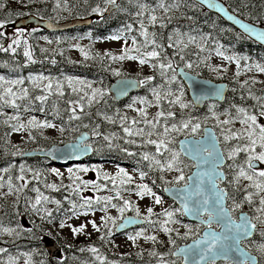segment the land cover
Returning a JSON list of instances; mask_svg holds the SVG:
<instances>
[{
  "label": "rangeland",
  "instance_id": "1",
  "mask_svg": "<svg viewBox=\"0 0 264 264\" xmlns=\"http://www.w3.org/2000/svg\"><path fill=\"white\" fill-rule=\"evenodd\" d=\"M9 1L18 6L25 4V0ZM118 1L120 0H116V4H118ZM124 1L125 4L122 8L118 9L117 7V9L112 12L118 10L122 14L127 15V17L132 20L129 25L130 27L127 26L125 29L118 28V30L114 31L112 35L104 39L92 40L87 35L78 37L70 35L75 33L69 32L52 33L49 35L45 34V31L42 28H15L14 24H11L6 28V30L12 35H15L19 32L29 31L30 29L31 31L35 32L33 35L35 45L40 46L48 51L53 49L54 42H59L62 40L68 41L70 45L68 50L69 58L76 63L84 61L87 65L95 67L101 65V60L99 59L100 56L108 55L109 63H111L110 73L114 79L120 76H132L139 79L141 83V81H146V78L149 76H157L162 78V83H158V85L154 88H148V85L155 78H153L151 81L141 83L142 91H140V93L138 92L131 95L121 104L122 106L117 109L118 115L120 116L118 125L122 132L123 126H130L132 120L143 119V117H141L137 111L138 109H146L147 119L149 120L153 119L156 114L161 111L167 115L169 111L189 112L191 109H194L188 97L187 90L180 81L176 72L174 73L175 81H171L173 72L169 70L166 76H161L160 70L158 68L152 67V64L156 63L155 60H150L148 63L141 65L139 63V59L119 60L112 58L122 55L126 49H133V51L130 52V55H137L136 51L134 50L136 47H140L141 53L151 50L150 46L148 48L142 47L145 38L140 34L141 22L144 23L149 33L156 34L157 43L164 46V51L167 54V57L172 60V62L174 58L177 57L176 52L179 51L180 48H183L185 52H189L194 49L199 52L200 55L196 56L192 54L189 61L183 62V68L195 74H197L200 70H206L208 77L217 81H221V79L224 78L223 81L234 82L237 79L238 83L242 84L247 80H250L253 82L256 88L264 86V71H260L257 68V66H259V68H264L263 59L250 56L246 59L245 66L241 71H239V62L233 50L229 47H222V45L216 43L214 45L215 50L209 51V47L207 45V36L204 34L196 35L191 32L182 33L179 29L169 30L164 42H161L160 34L153 31L152 27L154 26L149 24L148 16L151 14V10L155 9L154 14L158 18H161L162 21H166L170 17L171 12L173 13V6L169 5L171 10L165 12L158 6L159 4H139L135 5L136 11L131 14L129 13L130 8L133 7L131 2H135L137 0ZM109 5L111 4L104 2V5L100 7L102 11L94 12L92 18H100L106 12L104 9H107ZM141 5L148 6V11H146L144 15L138 17L137 12L141 11ZM64 8V6L62 7L58 3L55 5L56 11L67 14V11L64 10ZM50 19L56 21V17H50ZM156 25H161V23L158 21ZM113 36H118L120 38L111 39ZM170 36L177 41V48L168 47V44L170 43ZM133 38L136 39L135 45L133 44ZM192 38H195L194 41ZM184 45L187 46L185 47ZM218 53H222V55ZM225 57H232L233 59H225ZM179 58L181 59V56ZM187 63H191L192 67L187 68L185 66ZM177 67L178 66L173 65L175 70ZM0 76L4 77V81H0V84H3L5 88L12 86L7 84V81L16 80L3 74H0ZM39 76H42L45 79L36 82L30 80L33 90L40 89L42 91H46L45 85L51 82L53 84L52 90L56 92V84L59 83L60 89L63 88V90H67L69 94H73L80 99V97L83 96L85 92H87L90 96L93 89H100L104 93V96L102 99H100L99 96L97 97L99 102L106 99L107 97L110 99L108 94V86L110 85L111 81L114 80L110 79L109 84L104 91L101 79L86 78L71 74L63 76L61 79L51 75ZM77 81H82L83 83H76ZM89 85H91V87H88ZM12 87L13 91L17 92L14 86ZM73 89H76V91H73ZM154 90L161 93L162 98L160 101L156 100ZM169 91L172 93V95L164 97L163 94ZM177 97H180V100L184 104L188 105V107L181 108L179 103H171V101L175 100ZM85 100L87 101V98H85ZM141 101H147V103H142ZM260 106L261 107L253 112L254 114L252 115H256L257 123L261 126H264V115H261V112L264 111V107H262L264 106V102H261ZM74 107L77 106L74 104ZM0 108H3V112L11 120H14V126H18L19 123H23L26 126L25 129L20 131H14L13 126L12 132L8 136L9 143L13 145L20 146L25 150H40L36 147L37 136L45 138L51 144L62 143L74 139V137L70 135L71 131L68 133L65 131L61 132L60 129L63 127H60L53 121H47L48 123L55 125V127L51 128L36 127L28 124V122L33 118H35V120L40 124H43L45 119L41 115L24 113L22 116H19L17 113L12 111L15 107L7 104L5 106L0 104ZM22 110L26 111V107ZM32 110L30 112H34L35 109L32 107ZM203 115L204 116L200 118V120L203 121L202 127L210 126L215 130V132V128H218L219 132H216L217 137L219 136L222 139L226 132L222 133L221 127L224 129L231 128L235 131H239L243 128V125L237 118L238 111L235 114L229 111L218 112L209 105ZM216 116L219 117V120H225L231 117L233 123L226 126H218ZM12 117H19V120L12 119ZM122 117H127V120L122 122ZM114 121L115 120L111 118V120L107 121V123L112 124ZM168 122H170L169 117H167V120H165L163 117L160 118L161 125L167 123L170 126L171 123ZM193 122H195V120H193ZM138 126L144 127L143 124ZM71 130L76 133V130H74L73 127ZM97 131L101 133V129H97ZM160 131H162V127H160ZM31 132L35 133V137L32 136ZM94 133L95 132H90L91 139L89 141V145L95 147V144H101L105 142L103 136H98ZM118 134L119 133H117V135ZM123 135L124 137L122 142H126L129 139H134L138 145H144V143H142L141 137H127L124 132ZM173 135L175 136V140L171 144V147L176 152H179L177 148V142L179 139L192 136L187 130L181 133H174ZM106 143L109 142L106 141ZM150 147L151 151H153V155H156L155 147L153 145H150ZM223 151L225 154L228 153L225 149H223ZM259 151L260 149L257 148V152ZM242 155L244 163L246 154L242 152ZM157 158L159 159L160 157L157 155ZM228 160L229 159H227V161ZM5 161L9 165L17 164L18 167L23 169V172L17 176V182L19 185H14L11 182L10 192L8 183L9 179L6 176L7 171H5L8 166L2 165V167H0V178H2L0 179V183L3 185L0 187V210L3 209L4 206L8 207L10 210H15L17 207H20L27 214H23L21 217L23 225H28L32 220H37L41 223L43 222L49 231V233L45 234L41 238L42 246L36 247L34 251H37L38 249L46 250L53 241H55L56 245H59L55 239L56 235L58 239L63 240V245L71 246L78 244H90L91 242L101 243L102 249L111 251L117 255L133 254L135 256V260L137 262H141L140 264H173V261L180 262V260L173 259L171 258V254H167L168 250L173 251L175 249L173 247L174 243L172 240L177 236H180L190 241L199 236L200 232L203 230V226L201 225L192 224L186 220H182L184 217L181 210L178 207L173 206L172 202H170L162 193L158 192L154 188L156 185V178L153 175H151L150 178V174L146 173V175L141 178L140 171L133 167L127 166L126 163L120 164L110 160L108 161L106 159L93 160L91 158L82 164H73L59 167L55 166L53 163H50L48 160H43V162L46 164L44 168L32 169L24 160H17L15 157H6ZM257 163L258 167L256 170H264V163ZM181 167H183L184 175L187 177V175L193 169V164L191 163L190 168L188 169L187 165L182 161ZM149 168L152 170L156 169L159 172L160 175L157 178L160 179V182H164L165 186H163V188L167 186L182 185L186 182L185 180L176 183L175 177L179 175V173L175 171H160V169L152 165V163L150 164ZM70 169L71 171H69ZM83 169H87V171H84ZM120 169H123L128 174V176L132 177L131 182L121 183V181L126 180V178L120 174ZM21 176H23V180L19 179ZM226 176L228 179L225 182V187L228 191H234L236 193L241 191L245 192L244 195L238 197L239 199L230 200V205L228 207L230 213L236 217L239 212L247 211L252 215V218L255 217L257 215L256 208L258 207L259 196H254L253 199L255 203L252 205L244 202V197L246 196L247 192L255 191V189L249 187L250 181L242 178L239 181V185L237 186L234 182L235 170L231 171V174H226ZM113 178L115 179V183H113ZM25 184L26 186H24ZM53 184L56 185V189L49 187ZM27 185H29V189L32 190L31 196H26L24 193ZM93 185H96L97 187H93ZM138 185H147L156 196L161 198V203L156 204L152 195H145L143 197L139 196L137 194L139 191L137 187ZM34 189H39V192L35 191ZM38 195L47 196L49 198L48 201L42 200L41 204L37 205V208L40 209L39 212L34 210L32 207ZM109 196L113 197L111 204H115L117 207H111V204H107V211H104L103 209L105 208L106 204L101 198ZM86 198H91V207H81V205L84 204ZM98 200L99 203H97ZM124 200L130 201V207L121 214L119 212V208L123 206ZM56 201H59V204H57ZM234 202L242 203L243 206L237 209L234 207ZM73 205L76 207L73 208ZM149 208L152 209L151 215H149L147 211ZM165 210L172 211L174 213L171 220L163 215ZM47 212H51L52 215L48 216ZM127 215L145 219L146 224L140 228L131 229L121 234H115V227L121 221V219ZM107 217H112L113 219L107 220ZM166 220H168V223L164 224L163 222ZM93 222L98 227H100V231H97L92 226ZM62 223L65 225L64 227H61ZM82 225L84 226L83 232L74 233L72 231L73 228H79ZM257 225L260 224L257 222ZM163 227H168L173 231L166 233L163 231ZM4 229L6 228H0V238L7 239L10 234L5 232ZM189 229H191V231H189ZM137 233L141 234L137 236ZM130 236H134L136 239H129ZM151 236H155L156 240L153 241L151 239H146V237ZM101 237H103V239H101ZM246 247L249 251L254 253L258 259L261 257L262 264H264V243L256 242L252 246L247 244ZM90 248L93 247L79 249L83 250ZM66 253L67 251L64 248H60L59 246L58 250L51 258L58 260L63 257L64 259ZM151 253H156L157 255H151ZM94 255L98 261H102L104 258V255L100 254L98 250L94 253ZM26 256L29 257V260L15 261V264H39L38 261L30 260V255L27 254ZM112 264L124 263L115 262Z\"/></svg>",
  "mask_w": 264,
  "mask_h": 264
},
{
  "label": "trees",
  "instance_id": "2",
  "mask_svg": "<svg viewBox=\"0 0 264 264\" xmlns=\"http://www.w3.org/2000/svg\"><path fill=\"white\" fill-rule=\"evenodd\" d=\"M222 1L241 17L264 27V0ZM104 2H106V0H25L24 5L18 6L14 5L9 0H0V5H3L0 7V22H3V27L0 28V32H6L0 37V45H3V47L6 48L12 43L13 39H18L20 41L18 45H13V47L16 48L15 53L11 51H0V74L13 79H24L22 85L14 86L18 93L22 88L28 89V97L17 100L16 103L19 107H15L12 110L13 112L17 113L19 116H22L24 113L41 115L44 117L45 121H53L60 127H63L65 132L68 133L71 131L70 135L72 137H75L77 133L79 134L80 132H96L97 129H101V136L108 135L113 137V134H115L113 139H111V146H109V143H106V141L101 144H95V147L93 146L94 153L92 159H106L120 164L126 163L127 166L133 167L140 172L149 173L150 178L151 175L156 178V185L154 188L162 193V188L165 185L164 182H160V179L157 178L160 175L159 172L156 169H150L151 162L145 161L142 158L143 153L147 152L153 154L150 145L144 144L140 146L137 142H122L124 135L118 125L120 116L117 112V109L122 106V103H114L107 97L99 103H93L89 106L87 101L83 100L81 103L84 105V112L81 113L79 108H77L76 112V114L80 116V119H70L72 116L71 109L74 107V103L70 102L79 100L77 96L69 94L67 90H63L62 96L53 90L52 94L40 89L33 90L30 79H28L30 76L37 75H51L58 79H60L62 73L63 76H67L68 74L78 75L86 78L101 79L103 83L102 87L105 91L110 79H113L112 74L110 73L111 63H109V56H100L99 59L101 60V65L95 67L87 65L84 61L76 63L69 59L68 50L70 45L68 41L54 42V48L50 51H46L41 50L35 45L33 40L35 32L30 29L29 31L22 32L23 35H19L21 32L12 35L6 30V28L13 24L17 19L29 15H35L41 19L55 16L57 22L66 21L67 18V20L91 18L92 22L89 26L71 29L67 32L75 33L70 35L78 37L87 35L92 40L104 39L112 35L114 31L118 30V28H127L132 21L127 15L122 14L118 10L111 12L110 14L104 13L100 18H92L94 13L93 9L102 7ZM56 3L62 7L64 6V10L67 11V14L56 11ZM148 3L158 5L160 0H137L131 2L133 7L130 8L129 13L133 14L136 11L135 5ZM164 3L173 6V13L171 12L170 17L166 21H162L165 26L162 27L161 25H156L152 27L154 32L160 34L161 42H164L169 30L179 29L182 33L191 32L196 35H206L209 51L215 50L214 45L216 43H219L222 47L231 48L238 59L239 71L245 66L246 59L250 56L264 60L263 48L257 46L250 39L225 24L216 15L204 11L202 7L198 6L191 0H164ZM124 4V0L118 1V9L122 8ZM48 34L51 35L50 33ZM26 48L32 53V61L34 62L29 61L28 58L25 57L24 51ZM179 53L180 54L173 60V65L175 66H182L183 62L191 59L192 54L196 56L200 55L196 49L185 52L183 48H180ZM180 56L183 57V59H180ZM197 75L209 78L206 70H200ZM154 78L155 79H153L148 85V88H154L158 83H162V78L157 76H154ZM223 80L224 78L221 79V81ZM227 82L230 89L223 103L205 104L203 108L191 109L189 112L174 111L173 113L175 115L174 117H169L170 122L168 123H176L179 125L181 121L191 118L195 120V122H200L202 127L203 121L200 120V118L204 116L203 113L209 105L218 112L229 111L234 114L237 113L239 108H244L247 113L254 114L253 112L261 107V102H264V86L256 88L250 80H247L242 84H239L237 79L234 82ZM40 95H48V99L45 102L36 100L35 97ZM0 104H2V102H0ZM2 105L5 106L6 104ZM25 107L26 111H23L22 109ZM32 107L35 109L34 112H30ZM3 110V108H0V157L2 159L0 167H2V165H7L6 176L14 185H19L17 182V176L22 174L23 170L18 167L17 164L9 165L5 161L6 157H15L17 160H24L32 169L44 168L46 164L40 158H21V154L29 150H25L20 146L9 143L8 136L12 132L14 120H11ZM105 117L113 118L115 121L112 124H108L107 121H109V119H105ZM71 126L76 130V133L71 130ZM215 129L218 133L219 129ZM117 133L119 134L117 135ZM31 134L35 137L34 132H31ZM200 134L201 128L197 133L191 135L198 136ZM36 139V147L38 149H45L51 145L50 142L41 136H37ZM218 139L221 147L227 152L238 143L236 140L225 142L219 136ZM123 149H127L128 151L125 152ZM129 152L135 153V155H129ZM182 161L189 169L191 163L184 158H182ZM234 162L237 164L243 163L242 153L235 158V161H227L224 168L226 174H231V171H234L233 168L229 167V165H232ZM29 187L30 186L27 185L24 192L26 196L32 195V190H30ZM244 193V191L237 193L234 191H228V205H230V200L239 199L238 197L244 195ZM172 205L176 206L174 203ZM23 214L27 215L20 207H17L15 210H10L8 207L4 206L3 209L0 210V228L14 230L7 239L0 238V248L7 249L5 253L0 254V260L7 262L9 256L13 257L15 261L29 260V257L26 256L28 254L30 255V260L38 261L39 264L141 263L135 260L133 254L117 255L111 251L104 250L101 248V243L91 242L90 244L71 246L63 245V240L58 239L56 235L55 239L59 244L58 246L67 251L64 259L63 257L58 260L51 258L49 252L47 253V249H38L37 251H34L36 247L42 246L41 238L49 233V231L43 222L41 223L37 220H32L30 224L23 225L21 220ZM182 220L185 221V218H182ZM172 241H174L173 247L176 248L189 240L177 236ZM256 242L264 243V230L255 233L254 237L247 244L252 246ZM86 247L96 248L100 254L104 255L103 260L98 261L90 249H79ZM171 252L172 251L168 250L167 254H171ZM258 263L262 264L261 257L258 259ZM173 264H180V262L173 261Z\"/></svg>",
  "mask_w": 264,
  "mask_h": 264
},
{
  "label": "snow or ice",
  "instance_id": "3",
  "mask_svg": "<svg viewBox=\"0 0 264 264\" xmlns=\"http://www.w3.org/2000/svg\"><path fill=\"white\" fill-rule=\"evenodd\" d=\"M108 4L115 5L116 0H106ZM209 2H212V0H209ZM3 5H0L2 7ZM161 9H163L165 12H168L171 10L169 5H166L164 3V0H160V3L158 5ZM107 9H104L106 11ZM94 12H101L102 10L97 7L93 9ZM148 11V6L146 5H141V11L137 12V16L140 17L144 15V13ZM155 9L151 10V14L148 16V21L149 24L155 26L157 22L159 21L161 23V26H165L162 22L161 18H158L155 14ZM239 23V21H237ZM3 27V22H0V28ZM130 27V26H129ZM242 27L246 28L248 31H251L250 28H248L247 25H242ZM140 29L141 32L140 34L145 38L144 43L142 47L148 48L149 46L151 47L150 51H146L141 53L140 47H136L134 50L136 51L137 55H130V52L133 51V49H126L124 53L118 57H112L113 59H119V60H124V59H130V60H137L139 59V63L141 65H144L148 63L150 60H155L156 63L152 64V67L158 68L160 70L161 76H166L169 70L173 72V75L171 76V81H175V69L173 68V62L171 59L167 57V54L164 51V46L162 44L157 43L156 39V34L155 33H149L146 26L144 25L143 22L140 23ZM4 35L3 32H0V37ZM19 35H23V33H19ZM257 35L261 38L264 39V32L262 33H257ZM120 37L118 36H113L111 39H119ZM195 38H192L194 41ZM170 43L168 44L169 48H177V41L173 39V37H169ZM20 41L18 39H13L12 43H10L6 48L3 47V45H0V51L8 52L11 51L15 53L16 48L13 47V45H18ZM133 44H136V39L133 38ZM185 47L187 45H184ZM177 55H179V51L176 52ZM222 55V53H218ZM25 57L28 58L29 61H32V53L27 50V48L24 51ZM183 59V57H181ZM225 59H233L232 57H225ZM187 68H191L192 64L187 63L185 65ZM257 68L260 71H264V68ZM119 74V73H117ZM154 77H147L146 81H151ZM28 79L36 82V81H42L45 78L42 76H36V77H28ZM0 81H4V77L0 76ZM146 81H141V83H144ZM9 85L15 86V85H22L24 83V79H16V80H11L6 82ZM71 83V82H70ZM76 83L82 84V81H77ZM4 87L3 84H0V102L2 104H7L11 105L13 107H19L17 105L16 101L20 99H24L28 97V89H20L19 94L15 91H13V87ZM39 86V85H37ZM88 87H91L89 85ZM52 89H53V84L49 82L47 85H45V90L49 93L52 94ZM73 91H76V89H73ZM56 92L59 95H63V92L60 90V85L59 83L56 84ZM154 94L156 96V100L160 101L162 96L159 91L154 90ZM164 97L171 96L172 93L166 92L163 94ZM100 97V99L103 98L104 93L100 89H93L91 95L89 96L87 92L84 93L83 96L80 97L79 100L70 102L74 103L77 107H79L80 112H84V105L81 103V101L85 100L87 98V103L90 106L91 104L99 103V100L97 97ZM36 100L45 102L48 99V95H40L35 97ZM142 103H147V101H141ZM135 103V102H134ZM171 103H179L181 108L188 107V105L184 104L181 100L180 97H177L175 100L171 101ZM77 107H73L71 109L72 111V116L70 119H80V116L76 114L77 112ZM264 107V106H262ZM140 114L141 117H143L142 120H132L131 125H124L123 126V132L127 137H141L142 143L147 144V145H153L155 147V153L156 155L150 154V153H143L142 158L145 161H150L152 165L158 167L160 171H175L179 173L175 177V182L179 183L181 181H185L186 179L188 181L192 180V177H185L184 175V169L181 167L182 160L179 152H176L172 149L171 144L175 140V136L173 135L174 133H181L185 130H187L190 134H195L198 132V130L201 128V123L200 122H193L191 118L181 121L179 125L176 123H172L170 126L167 123H164L163 125L160 124V118H165L167 120V117H174V113L169 111L167 115L161 111L156 114V116L149 120L147 119V112L146 109H138L137 110ZM215 115V114H214ZM261 115H264V111L261 112ZM237 118L239 119L240 123L243 125V128L239 131H235L231 128L224 129L221 127V132L225 133L223 136L224 141H231V140H236L238 143L232 147L227 154L223 153L217 148V141L215 137L209 136L206 137L204 141H194V143L197 145V147L190 153L193 155V158H199L200 160H203L204 162H207V158L211 157L212 162H213V168L211 172H206V173H198L197 175L200 176L202 179L200 180V184L197 185L195 195L200 196L202 194L203 189L200 187L201 184L204 183L203 177H208L209 181L211 182L212 185V190L214 191L216 200L215 203L219 205L218 209H215L214 211H209L205 205H207L208 200L205 198L203 201L198 202L200 204V208H189L187 203L184 204V210L185 212H193L195 211L197 214L200 213L201 208H203V211L207 213L209 216V220L204 221L202 220L201 223H204L207 225L208 229L210 230L208 233L205 234V237L199 241H197V244H204L207 243V247L203 249L201 253V259L205 258V255L208 253H212V264H214V259L215 255L220 254L217 253L215 250L217 248V245L219 244L220 249L223 250V255L227 256L228 251H230V246H225L221 243V237L215 232L211 231L212 229V218L213 215L217 216H222V217H228L229 219V224L231 226H234L236 232L239 234L238 237L234 238L236 245L238 246L242 240L241 237H246L250 234L251 231L255 230L257 228V222L260 225H264V170L257 171L256 170V162H261L264 163V126H261L257 123V116L252 115L247 113V111L244 108H239L238 109V116ZM12 119H17L19 120V117H12ZM105 119L111 120L110 117H105ZM218 126H226L231 123H233L232 118L230 117L229 119L225 120H219V117L216 116ZM122 122L127 120V117H122L121 118ZM29 125L36 126V127H55V125L48 123L45 121L43 124H40L33 118L28 122ZM143 124L144 127H139L138 125ZM159 126V127H158ZM25 125L23 123H19L18 126H14V131H20L25 129ZM160 127H162V131H160ZM61 132L64 131L63 128L60 129ZM95 135H101L98 131L94 133ZM115 134H113V137ZM113 137H110L108 135H104L103 139L105 141L109 142V146H111V139ZM155 137V138H153ZM126 143H136V140L134 139H129L126 141ZM183 143V142H182ZM257 148L260 149L259 152H257ZM123 151L127 152V149H123ZM245 153L246 154V159L243 164H237L233 163L232 165H229L230 168H233L235 170V176H234V182L236 185H239V181L243 178L248 181H250L249 187L255 189L254 192H247L246 196L244 197V202H247L248 204L252 205L255 203L254 201V196H259V201H258V207L256 208L257 215L253 218H250L246 215L241 217V223L236 224L234 221L231 220V216L229 211L226 210L224 207V202L229 198L227 190L225 188L220 187V183L226 181L228 178L225 176L221 171V166L224 165L225 159L233 160L235 161V158L240 154V153ZM15 154V153H14ZM129 155H135V153H128ZM157 155L160 157L159 159L157 158ZM163 161V162H162ZM23 170V169H22ZM84 171H87V169H83ZM7 171V169H5ZM71 171V169L69 170ZM120 174L126 178V180H122L121 183L125 182H131L132 177L128 176V174L123 170L120 169ZM146 175L144 172H140L141 178H143ZM2 179V178H0ZM19 179L23 180V176L19 177ZM9 183V191L11 192V180L8 181ZM113 183H115V179L113 178ZM2 183H0V187H2ZM26 186V184L24 185ZM49 187L56 189V185H50ZM93 187H97L96 185H93ZM139 191L137 194L141 197L145 195H152L154 197L155 203L160 204L161 203V198L159 196H156L155 193L152 192V190L147 186V185H138L137 186ZM188 188V185L185 184V189ZM35 191L39 192V189H34ZM47 196H42L38 195L35 199V203L32 205L33 209L36 211H40L39 208H37V205L41 204V201H48ZM105 201V208L103 209L104 211H107V204H111V200L113 197H104L101 198ZM191 199V194L185 198ZM57 204H59V201H56ZM99 203V200L97 201ZM92 205V200L91 198H86L85 202L81 207H91ZM243 205L242 203H236L234 202V207L235 208H241ZM76 206L73 205V208ZM111 207H117L115 204H111ZM130 207V201L124 200L123 206L119 208V212L122 214L124 211ZM148 214H152V209L149 208ZM138 212V209H137ZM86 214V213H85ZM48 216H51V212H47ZM166 217L171 220L173 217L174 213L172 211L165 210L163 213ZM112 217H107V220H112ZM135 218H130L129 223L134 222ZM255 221V222H254ZM164 224L168 223V220L163 222ZM65 225L62 223L61 227H64ZM92 226L97 230L100 231V227H98L94 222L92 223ZM5 232L8 234H12L14 231L13 229H4ZM72 231L74 233H80L84 231V226H80L79 228H73ZM164 232H171L173 231L172 229L168 227H163ZM191 231V229H189ZM141 233H137V236L140 235ZM187 235V234H186ZM229 237H224V239H228ZM103 239V237H101ZM129 239L135 240L136 237L130 236ZM146 239H151L153 241L156 240L155 236L151 237H146ZM174 243V241H173ZM7 251L5 248H0V254H3ZM90 251L96 252V248H90ZM184 251V250H181ZM236 251L240 252L241 255H246L242 249L239 247L236 248ZM151 255H157L156 253H151ZM252 258L249 257L248 260L244 261V264H249V261H251ZM0 264H15V260L13 257L9 256L7 262L0 260Z\"/></svg>",
  "mask_w": 264,
  "mask_h": 264
},
{
  "label": "water",
  "instance_id": "4",
  "mask_svg": "<svg viewBox=\"0 0 264 264\" xmlns=\"http://www.w3.org/2000/svg\"><path fill=\"white\" fill-rule=\"evenodd\" d=\"M191 1L202 7L204 11L216 15L225 24L229 25L234 30L238 31L240 34L254 42L257 46H260L264 49V39H261L257 35V33L264 32L263 26L241 17L236 12L231 10L222 0H212V2H209V0ZM117 7V4L109 5L105 13L110 14L112 11L116 10ZM91 21V19H72L64 22H48L44 21L38 16L29 15L27 17L20 18V20L14 24V27L42 28L46 32H64L73 28L89 26ZM237 21H239V23H237ZM242 25H247L251 31H248L246 28L242 27ZM175 71L182 84L187 89L188 97L193 108L201 109L207 103L221 104L226 99L229 92V86L226 81H215L211 78L197 76L182 66H178ZM140 86V80L135 77H117L112 80L108 86V94L113 102H124L131 95L138 93L141 89ZM209 136L216 138L217 148L224 153L215 130L210 126H203L201 135L199 136H189L179 139L177 142V148L181 157L193 164V169L187 175V177L191 176L192 180L188 181L186 179V182L182 185L167 186L162 189V193L165 198L174 203L181 210L186 221L192 224L203 226V230L200 232L199 236L185 244L178 246L171 252V257L173 259H180L181 264H212V253L206 254L205 258L201 259V253L203 249L208 246L207 243L197 244V241L203 239L205 234L210 231L206 224L201 223L202 220H209V216L203 211V208H201L199 214H197L195 211L185 212L184 210L185 203H187L189 208H200V204L198 202L203 201L205 198H207L208 203L204 207H206L209 211H214L215 209L219 208V205L215 203L216 197L208 177H203L204 183L200 185V187L203 189L202 194L200 196L195 195L197 185L200 184V180L202 179L197 174L211 172L213 168V162L211 157L207 158V162L200 160L198 157L194 159L193 155L190 153L197 147L194 141H204L205 138ZM90 139V133L81 132L72 140L65 141L63 143L51 144L46 149L29 150L27 152H23L21 154V158H40L43 160H48L50 163H53L55 166L59 167L73 164H82L85 161L91 159L94 153L93 147L89 145ZM226 161L227 160L225 159V163L220 169L224 175L225 173L223 168L226 165ZM257 167L258 163L256 162V168ZM224 182L220 183V187L226 189V187L223 185ZM185 184L188 185L187 189H185ZM190 194L191 199L186 200L185 198ZM224 207L230 213V210L227 206V200L224 202ZM244 215L251 218L247 211L239 212L236 215V219H234L230 213L231 220L236 224L241 223V217ZM130 218H135L134 222L129 223L128 221ZM145 224V219L127 215L123 217L115 227V234H121L131 229L139 228ZM211 231H215L221 237V243L223 245L230 246V251H228L227 256H225L222 254L223 250L220 249L219 244L217 245L215 251L220 254L215 255L214 264H244V261L248 260L249 257L252 258V260L249 261V264H258L257 256L249 251L245 246V244L254 237L257 228L251 231L248 236L241 237L242 242L237 246L234 238L238 237L239 234L236 232L234 226L229 224L228 217L217 216L214 214L212 218ZM224 237L229 238L224 239ZM237 247L242 249L246 255H241L240 252L236 251ZM58 248L59 246L53 241L52 244L47 247V251L52 257Z\"/></svg>",
  "mask_w": 264,
  "mask_h": 264
},
{
  "label": "bare ground",
  "instance_id": "5",
  "mask_svg": "<svg viewBox=\"0 0 264 264\" xmlns=\"http://www.w3.org/2000/svg\"><path fill=\"white\" fill-rule=\"evenodd\" d=\"M52 17H55V16H52ZM18 20H20V18L19 19H17L13 24H15ZM43 20L44 21H48V22H55L53 19H50V18H43ZM56 20H57V18H56ZM42 33V32H41ZM225 49V48H224ZM263 58V57H262ZM140 88H141V86H140ZM234 219H236L237 218V216L236 217H234V216H232Z\"/></svg>",
  "mask_w": 264,
  "mask_h": 264
},
{
  "label": "flooded vegetation",
  "instance_id": "6",
  "mask_svg": "<svg viewBox=\"0 0 264 264\" xmlns=\"http://www.w3.org/2000/svg\"><path fill=\"white\" fill-rule=\"evenodd\" d=\"M63 78V73L61 74L60 79ZM63 92V88L60 89ZM63 105V104H62Z\"/></svg>",
  "mask_w": 264,
  "mask_h": 264
}]
</instances>
